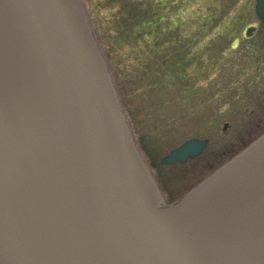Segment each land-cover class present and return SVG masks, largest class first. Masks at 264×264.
<instances>
[{"label": "water", "instance_id": "water-1", "mask_svg": "<svg viewBox=\"0 0 264 264\" xmlns=\"http://www.w3.org/2000/svg\"><path fill=\"white\" fill-rule=\"evenodd\" d=\"M0 264H264V133L167 203L83 1L0 0Z\"/></svg>", "mask_w": 264, "mask_h": 264}, {"label": "rangeland", "instance_id": "rangeland-1", "mask_svg": "<svg viewBox=\"0 0 264 264\" xmlns=\"http://www.w3.org/2000/svg\"><path fill=\"white\" fill-rule=\"evenodd\" d=\"M83 1L136 141L167 199L177 198L264 131V22L255 15L254 0ZM158 21L163 32L155 29ZM158 48L171 64L184 62L187 68L184 79H168L169 87L160 86L156 73L141 78L143 63L156 57ZM193 137L208 139L201 156L160 164Z\"/></svg>", "mask_w": 264, "mask_h": 264}, {"label": "trees", "instance_id": "trees-1", "mask_svg": "<svg viewBox=\"0 0 264 264\" xmlns=\"http://www.w3.org/2000/svg\"><path fill=\"white\" fill-rule=\"evenodd\" d=\"M143 8L140 7V11L142 10ZM151 19L148 20V23H151ZM128 22V20H127ZM160 23V21H158L157 23H155V29L157 30H161L163 32V30L160 28L157 27V25ZM140 30H142V28H139L137 30V33L139 34L140 33ZM150 28L147 30L149 31ZM159 50V51H158ZM157 50V55L156 57L154 56L153 58L150 59V61H146L145 63H143V66H145L144 69H142L143 72L146 73L145 76H142L141 78L145 79L147 76H148V72H153L154 70V64L153 62L154 61H157V65H156V75L157 77L160 79L159 81V84L160 86H166V87H169L172 83V79L170 81H168L169 78H172V76L174 78H177L179 80H182L184 79V71H186V65L184 64V62H174V64H171L170 63V59H168V56H163L164 53H163V49L162 48H158ZM160 58V60L158 61V59ZM169 75V77H168ZM139 77V76H138ZM163 79H167V80H163ZM148 82V81H147ZM119 85V84H118ZM146 84H142L141 82V86L139 87L140 90L144 89L143 87L145 86ZM177 85V84H176ZM175 85V86H176ZM150 85H147V88L149 87ZM149 89V88H148ZM147 90V89H146ZM145 90V91H146Z\"/></svg>", "mask_w": 264, "mask_h": 264}]
</instances>
